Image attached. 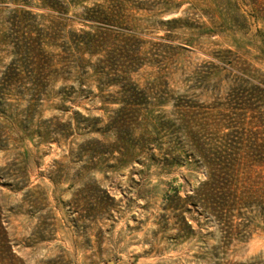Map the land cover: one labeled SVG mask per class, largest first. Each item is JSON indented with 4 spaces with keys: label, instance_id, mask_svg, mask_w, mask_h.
I'll return each instance as SVG.
<instances>
[{
    "label": "rangeland",
    "instance_id": "obj_1",
    "mask_svg": "<svg viewBox=\"0 0 264 264\" xmlns=\"http://www.w3.org/2000/svg\"><path fill=\"white\" fill-rule=\"evenodd\" d=\"M253 259L264 0H0V264Z\"/></svg>",
    "mask_w": 264,
    "mask_h": 264
},
{
    "label": "trees",
    "instance_id": "obj_2",
    "mask_svg": "<svg viewBox=\"0 0 264 264\" xmlns=\"http://www.w3.org/2000/svg\"><path fill=\"white\" fill-rule=\"evenodd\" d=\"M197 152L199 153V156L202 158L204 164L208 168V176L209 181H211L209 184L216 185L219 182V178L221 174H226L229 171V167H233L234 163H232V159L227 158L224 155H220L219 152L213 151L211 153V156L206 153L204 149H202L199 145V147H196ZM260 163L263 164L261 161ZM259 163V164H260ZM207 183V181H206ZM237 197V196H236ZM212 205L211 209L213 210L214 216L218 217V209H222L227 206V204L230 201V194L228 198H225L224 196H218L214 195L212 198ZM237 199H239L237 197ZM233 202V200H231ZM257 202V201H256ZM234 264H260V261L257 259L249 260L246 262H238Z\"/></svg>",
    "mask_w": 264,
    "mask_h": 264
}]
</instances>
